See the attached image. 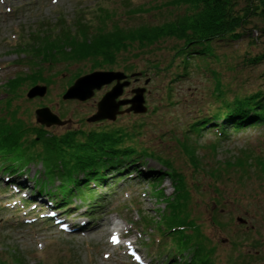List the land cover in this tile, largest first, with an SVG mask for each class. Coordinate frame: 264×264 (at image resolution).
I'll return each instance as SVG.
<instances>
[{"label": "rangeland", "instance_id": "obj_1", "mask_svg": "<svg viewBox=\"0 0 264 264\" xmlns=\"http://www.w3.org/2000/svg\"><path fill=\"white\" fill-rule=\"evenodd\" d=\"M165 1L0 0V118L13 122L15 114L14 118L27 127H43L55 135L67 130L88 132L122 128L130 135L125 145L154 154L131 168L123 167L130 163L126 162L104 174L89 176V181L78 186V189L87 188L84 194L80 191L67 196L73 206L69 211L51 203L61 181L45 174L40 163L26 165L22 173L14 177L0 170V264H18L15 260L18 254L25 264H170V261L151 256V252H160L152 243L154 234L142 231L136 222L138 207L154 217L158 214L152 210L166 207L165 201L157 199L159 192L155 191V180L127 177L132 172L139 175L138 168H162L156 157L166 159L185 175L192 194L191 217L203 226L204 235L216 247L218 264H264V171L259 164L260 159H264V125L240 131L226 126L225 134L213 130L188 131L196 119L223 105V98L231 103L236 97L258 90L264 92V57L257 59L264 54V21L261 18L249 17L239 38L227 35L192 45L183 55L177 53L183 41L173 37L160 39L144 48L134 44L120 52L116 63L104 70L136 73L121 97H131L132 88L144 87L148 109L142 114L124 113L115 120L99 123L87 118L92 116L98 101L112 84L96 90L86 101L62 98L67 84L71 85L77 76L99 70L93 68L92 60L55 64L42 61L41 55L35 56L31 51L15 49L19 44L31 42L30 34L43 29L42 24H48L44 27L47 30L52 26L51 30L57 31L54 25L60 20L72 24L84 17L85 23L93 26L91 29L108 30L115 25L126 28L144 22L161 23L190 11L188 5L162 8ZM246 1L237 0L236 9L243 8ZM149 6L160 8L150 9L146 14L129 13L130 9ZM128 66H132V70ZM37 70L46 82L26 80L16 89L17 93L8 91L6 84L11 78L26 77ZM36 84L47 85V92L41 97L28 98V91ZM41 107H48L67 123L42 125L36 115ZM35 137L34 132L27 141ZM78 137L86 138L80 133ZM183 144L196 149L201 160L198 170H193L182 149ZM212 168H215L214 174L210 173ZM120 170L124 173L120 174ZM103 177L107 179L99 181ZM80 178H84L82 174ZM10 180L13 182L9 183ZM39 181L46 185L43 195L36 192ZM195 185L200 190L197 191ZM160 188L167 195L173 194L170 175ZM35 194L38 196L33 201L25 199ZM86 197L97 198L82 199ZM53 207L60 217L68 220L67 230H62L54 220L46 219ZM87 207L93 210L86 211ZM213 214L220 225L213 223ZM239 217L245 221L240 222ZM70 222L75 225L74 230ZM115 230L124 234L120 244L111 242ZM191 255L186 254L185 259L176 257L174 264H184Z\"/></svg>", "mask_w": 264, "mask_h": 264}, {"label": "trees", "instance_id": "obj_2", "mask_svg": "<svg viewBox=\"0 0 264 264\" xmlns=\"http://www.w3.org/2000/svg\"><path fill=\"white\" fill-rule=\"evenodd\" d=\"M125 2L128 3V0ZM181 5H188L190 11L161 23L144 22L126 28L115 25L108 30L102 27L93 30L91 29L93 26L90 27L91 23H85L84 17L77 18L72 24L60 20L57 26L54 25L57 31L51 30L52 26L47 30L44 27L48 24H42L43 29L30 34L31 42L19 44L15 49L19 52L31 51L35 56L41 55L42 61L47 60L55 64L89 59L93 61L94 69H107L116 63L120 52L128 50L134 44L144 48L160 39L173 37L183 41V46L177 50V53L183 55L192 45L198 46L227 35L239 38L240 31L245 28L251 16L255 15L264 21V0H247L245 6L240 9H236L237 0H167L161 4L162 8ZM155 7L160 8V6H149L144 9L136 7L130 9L129 13L146 14ZM263 57L264 54L257 59ZM188 67L189 65H185V68ZM127 68L131 69L132 66ZM26 80L33 83L47 81L40 70L26 77L17 75L7 82L8 91L16 92L20 84ZM216 89L219 96L221 94L218 92L219 84ZM222 102L224 104L217 110L192 122L188 131L201 133L213 130L225 134L226 126L240 131L264 125V92L261 90L248 96L236 97L231 103L225 98ZM14 115L13 122L0 118V169L15 172L30 163H41L45 174L52 175L62 182L60 188L63 190L60 195H55L57 197L53 201L62 210L71 209V200L67 197L69 194H75L76 191L84 194L87 191V188L78 189V186L89 181V176L103 174L104 171L117 168L128 160L131 162L129 166H133L140 160L143 161V158L147 161L154 156L146 150L139 152L134 147L125 145V140L130 135L122 128L88 132L67 130L63 134L55 135L43 127H27L20 119H15ZM34 132L36 137L27 141ZM79 133L86 138L79 139ZM182 149L193 170H198L201 167V160L196 149L188 144H183ZM156 158L165 170H149L146 173L143 169H138L143 178L155 180L153 185L155 191L159 192L157 199L166 203L163 210L159 208L152 210L159 215L155 217L147 214L141 207L136 209L139 227L144 232L154 234L152 243L157 242L156 248H160V252H151V256L156 259L162 258L168 263L171 260L173 263L176 262V256L185 257L191 253L190 260L184 264H218L215 257L216 247L204 235L203 226L191 217L192 194L185 175L173 168L166 159ZM259 164L264 171L263 158ZM104 165L105 169L102 168ZM214 169L212 168L210 173L214 174ZM81 174L84 178H79ZM169 175L174 185L172 195H167L165 190L160 188ZM73 182L76 184L69 187ZM194 188L200 190L197 185ZM39 189L45 191L44 186H40ZM212 221L220 225L215 214ZM15 260L18 264H25L19 254L15 256Z\"/></svg>", "mask_w": 264, "mask_h": 264}, {"label": "water", "instance_id": "obj_3", "mask_svg": "<svg viewBox=\"0 0 264 264\" xmlns=\"http://www.w3.org/2000/svg\"><path fill=\"white\" fill-rule=\"evenodd\" d=\"M137 74L132 73L130 76L135 77ZM129 75L120 70H94L83 74L66 89L63 99H77L86 101L93 97L96 90H100L105 85L113 83L111 88L101 97L97 103V111L88 118V121L115 120L117 115L126 112L144 113L147 111L145 105L144 87L132 89V97L120 98L125 87L131 84ZM47 85L36 84L27 93L28 98L43 96L47 92ZM129 105L126 109L121 106ZM37 121L41 124L50 126L53 124L64 125L66 120H62L58 115L51 112L48 107H41L36 110ZM240 222L245 221L239 217Z\"/></svg>", "mask_w": 264, "mask_h": 264}, {"label": "flooded vegetation", "instance_id": "obj_4", "mask_svg": "<svg viewBox=\"0 0 264 264\" xmlns=\"http://www.w3.org/2000/svg\"><path fill=\"white\" fill-rule=\"evenodd\" d=\"M121 108H124V107H121ZM96 109H97V108H96ZM95 111H96V110H95ZM95 111L93 112V114L95 113ZM99 122H102V121H98V123H99Z\"/></svg>", "mask_w": 264, "mask_h": 264}, {"label": "snow or ice", "instance_id": "obj_5", "mask_svg": "<svg viewBox=\"0 0 264 264\" xmlns=\"http://www.w3.org/2000/svg\"><path fill=\"white\" fill-rule=\"evenodd\" d=\"M115 239V238H114ZM137 259H139V257H137Z\"/></svg>", "mask_w": 264, "mask_h": 264}]
</instances>
